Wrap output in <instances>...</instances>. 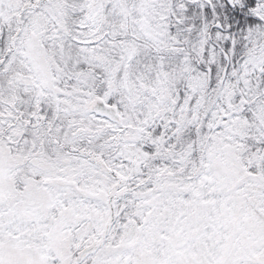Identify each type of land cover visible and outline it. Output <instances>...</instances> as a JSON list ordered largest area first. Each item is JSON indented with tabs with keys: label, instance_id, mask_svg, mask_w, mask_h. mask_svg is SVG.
<instances>
[{
	"label": "snow or ice",
	"instance_id": "obj_1",
	"mask_svg": "<svg viewBox=\"0 0 264 264\" xmlns=\"http://www.w3.org/2000/svg\"><path fill=\"white\" fill-rule=\"evenodd\" d=\"M0 264H264V0H0Z\"/></svg>",
	"mask_w": 264,
	"mask_h": 264
}]
</instances>
